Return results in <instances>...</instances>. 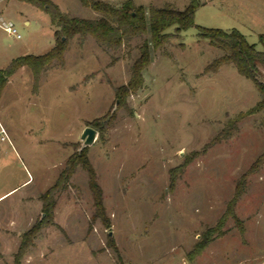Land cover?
<instances>
[{
	"label": "rangeland",
	"instance_id": "374dc122",
	"mask_svg": "<svg viewBox=\"0 0 264 264\" xmlns=\"http://www.w3.org/2000/svg\"><path fill=\"white\" fill-rule=\"evenodd\" d=\"M53 1L71 15H99L80 0ZM105 1L121 5L125 0ZM134 1L184 9L191 0ZM13 5V15L0 18L12 21L21 36L8 32L0 19V68L14 57L42 54L55 45V26L46 10L21 0ZM195 24L237 28L262 49L264 0H200ZM196 25L153 51L144 85L129 95L127 106L120 105L116 88L128 83L149 33L119 49L77 35L65 62L43 69L37 85L28 66L10 77L0 98V264H15L24 233L45 216L42 195L57 182L68 158L84 147L103 189L110 226L93 216L89 174L80 164L68 181L62 178L52 197V223L41 228L29 248L60 251L69 245L95 255L109 250L111 261H122L117 235L121 225L134 224V233H147L143 256L166 255L169 261L184 252L191 264H264V163L246 177L237 218L227 215L224 233H213L204 255L195 261L188 256L226 214L239 179L264 151V107L247 113L263 92L233 63L207 70L224 51L198 37ZM94 120L104 127L94 126ZM87 126L97 134L85 145ZM84 258L77 262L87 263Z\"/></svg>",
	"mask_w": 264,
	"mask_h": 264
},
{
	"label": "trees",
	"instance_id": "16d2710c",
	"mask_svg": "<svg viewBox=\"0 0 264 264\" xmlns=\"http://www.w3.org/2000/svg\"><path fill=\"white\" fill-rule=\"evenodd\" d=\"M29 2L37 7L46 10L52 24L55 26V45L47 52L42 54L27 53L13 58L5 68H0V98L10 77L22 66H28L35 75L37 85L40 72L51 65L54 61L63 64L65 62V52L69 47L70 40L75 36H80L84 41L87 36H93L99 43L113 49H119L128 43L134 36L150 34L149 38L144 39L139 47V55L131 65V76L127 84L116 88V97L120 100V105L128 103V97L143 87L145 82L144 70L153 61V51L163 46L173 37H181L183 30L195 26V13L200 5V0H191L184 9H178L171 3L162 6L136 4L134 0H125L121 5L113 4L105 0H80L84 6L90 7L99 13L92 18L79 17L64 12L58 3L53 0H21ZM197 35L205 38L214 46L221 48L224 53L216 57L206 66L207 70L217 71L227 63H233L238 72L252 79L264 94V81L260 78L261 68L264 67V33L259 35L262 49L257 48L256 43H251L246 35L239 29L233 28L225 30L217 27H207L196 25ZM264 107V97L256 106L249 109L247 113H253ZM115 112L105 116V123L114 117ZM244 114H240L243 117ZM110 116V117H109ZM237 121V120H236ZM94 126L99 129L104 127L101 120H94ZM232 126L235 123H231ZM264 163V151L254 161L249 170L239 179L236 192L231 199L227 212L216 225L208 228L200 240H198L191 250L189 256L194 258L201 254L209 245L213 233L222 235L223 226L227 215L231 214L235 218V206L240 196L245 191L246 177L257 170ZM82 165L89 174V184L94 195L96 212L94 217H100L105 225L110 226V219L107 216L103 203V189L98 182L97 173L88 155L87 147L72 154L66 163L65 169L61 172L57 182L47 190L42 197L45 199V216L39 219L30 229H28L21 240L20 248L15 256V264H21V259L33 243L36 234L45 225L52 223L53 209L55 201L53 195L60 186L62 178L68 181L78 165ZM243 230V228H242ZM111 237V235H109ZM112 239V238H111ZM110 244L116 249L113 240Z\"/></svg>",
	"mask_w": 264,
	"mask_h": 264
},
{
	"label": "crops",
	"instance_id": "0c3cea01",
	"mask_svg": "<svg viewBox=\"0 0 264 264\" xmlns=\"http://www.w3.org/2000/svg\"><path fill=\"white\" fill-rule=\"evenodd\" d=\"M1 1L0 16L4 14L13 15V4L18 0H3V3H1ZM0 19L3 21V23H8L6 22V20H4V18ZM23 21L26 24L30 23L28 18H23ZM61 225L63 227H66V225L64 224ZM134 226L136 225L132 224L129 228L126 229L121 225L122 228L119 229L121 234L117 235V244L121 251L122 261H119V259H117V261H111V259L109 258V250L98 251L95 255L94 252L92 253V251H90V253L85 252L84 254L83 252H79L76 249H73L69 245L65 250L60 251H56L55 246H53L52 248H49L48 246L39 248L36 246H32V249L28 248L25 253V264H54L56 262H61L62 264H79V262L77 261L82 256H85L84 260H86L87 263L82 262L80 264H191L189 262V258L185 256L184 252L180 255V258H170L169 261V257H167L166 255H153L151 253H149V255L147 254V256L141 255L140 253L143 249V239L147 236V233H134ZM33 248L37 249L34 250ZM187 249V253L189 254L190 248ZM205 251L206 249L201 254L197 255L196 258L204 255ZM48 255H51L53 258L47 259ZM196 258H194L193 261H195ZM12 262H14V260Z\"/></svg>",
	"mask_w": 264,
	"mask_h": 264
},
{
	"label": "water",
	"instance_id": "95a60500",
	"mask_svg": "<svg viewBox=\"0 0 264 264\" xmlns=\"http://www.w3.org/2000/svg\"><path fill=\"white\" fill-rule=\"evenodd\" d=\"M96 134H97V130L94 127L87 126L82 133V139L85 140V145H88L94 142L96 139Z\"/></svg>",
	"mask_w": 264,
	"mask_h": 264
},
{
	"label": "built area",
	"instance_id": "2783aa9c",
	"mask_svg": "<svg viewBox=\"0 0 264 264\" xmlns=\"http://www.w3.org/2000/svg\"><path fill=\"white\" fill-rule=\"evenodd\" d=\"M4 27L8 32L16 34L18 37L21 36V34L18 33L17 28L15 27L14 23L12 22L4 23Z\"/></svg>",
	"mask_w": 264,
	"mask_h": 264
}]
</instances>
